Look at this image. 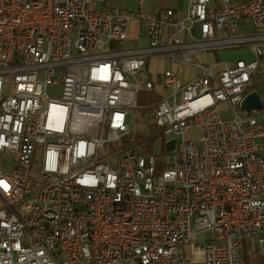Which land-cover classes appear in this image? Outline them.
<instances>
[{
	"label": "built area",
	"instance_id": "obj_1",
	"mask_svg": "<svg viewBox=\"0 0 264 264\" xmlns=\"http://www.w3.org/2000/svg\"><path fill=\"white\" fill-rule=\"evenodd\" d=\"M102 1L0 0V264H244L248 238L264 260V98L240 107L262 75L264 0H187L182 16ZM133 20L143 46L124 45ZM244 45L250 60L194 59ZM153 56L197 73L154 78ZM144 107L175 140L163 155L130 136Z\"/></svg>",
	"mask_w": 264,
	"mask_h": 264
},
{
	"label": "crops",
	"instance_id": "obj_2",
	"mask_svg": "<svg viewBox=\"0 0 264 264\" xmlns=\"http://www.w3.org/2000/svg\"><path fill=\"white\" fill-rule=\"evenodd\" d=\"M246 0H231L232 3H239ZM218 0H210L208 2L209 5L213 6L216 5ZM110 4H114L115 6H118L120 8H124L127 10L134 11L138 8L139 2L138 0H106L99 3L100 6H108ZM187 6V0H144V8L148 11H156L160 8H172L176 11L178 16H182L184 13V10ZM239 34H250L253 32L252 26L250 23L246 20H242L238 29ZM146 38L144 36L143 27L142 24L138 20L131 21L129 25L128 30V38L125 41L124 45L127 47L132 46H143L146 44ZM246 46V45H244ZM243 47V46H239ZM253 48V47H252ZM263 56H262V64L260 66V69L262 71L261 77L258 75L254 76V84L255 89L259 92L262 98H264V46H263ZM225 50V49H223ZM209 52H202L200 53L202 56V62H205L207 64L215 63L217 62L218 67H222L224 60H220L218 58V53H215L214 51ZM244 56H236L235 59L229 60L234 61L236 59H246L250 60L253 58V49L248 50L247 52H243ZM198 54V55H200ZM152 60H156L160 63L162 66V70L156 71L154 70H148L152 77H157L160 72H162L166 68H172L174 70H177L180 72L182 78L184 80L191 79L196 73L197 70L194 67H186V68H192L190 71L183 72V67H179L175 64H172L168 61L167 57L162 56H153L148 58L147 60V69L151 63ZM182 69V70H181ZM1 205V200H0ZM243 259L244 264H264V260L260 254V252L256 249L255 241L253 238H248L244 242L243 247Z\"/></svg>",
	"mask_w": 264,
	"mask_h": 264
},
{
	"label": "rangeland",
	"instance_id": "obj_3",
	"mask_svg": "<svg viewBox=\"0 0 264 264\" xmlns=\"http://www.w3.org/2000/svg\"><path fill=\"white\" fill-rule=\"evenodd\" d=\"M253 49L252 45H246L243 47H234V48H228L225 50H217L214 51L215 53H218V58L220 60L228 61L233 60L236 58V56H244L243 52H247L248 50ZM212 53V52H209ZM200 55H196L194 57L195 60L202 62V58ZM183 67V66H182ZM189 66L183 67V72L190 71L192 68H186ZM191 67V66H190ZM156 70V71H161L162 66L160 63L156 60H152L148 70ZM181 69V70H182ZM49 93L51 95H56L57 90L56 89H50ZM225 116H228V113L225 112ZM131 122L132 125L130 124ZM128 123H129V128H130V136L131 137H136L140 139L147 140L144 142V151L146 153H154V154H159L163 155L165 148L163 144V138L161 136L155 135L158 128L152 124V118L150 116V113L148 111H141V110H136V109H130L129 110V117H128ZM197 135L196 130L190 129L186 131L185 136L186 137H195ZM152 136V139L150 141L149 138ZM167 139V137L165 138ZM11 162L9 159H5L4 163L2 164L3 167H10Z\"/></svg>",
	"mask_w": 264,
	"mask_h": 264
},
{
	"label": "water",
	"instance_id": "obj_4",
	"mask_svg": "<svg viewBox=\"0 0 264 264\" xmlns=\"http://www.w3.org/2000/svg\"><path fill=\"white\" fill-rule=\"evenodd\" d=\"M262 106H263L262 97L256 89L246 93L240 102V107L242 109H249V108L261 109ZM174 142H175L174 139H170L169 141H167L165 143V149L172 150L174 147Z\"/></svg>",
	"mask_w": 264,
	"mask_h": 264
},
{
	"label": "trees",
	"instance_id": "obj_5",
	"mask_svg": "<svg viewBox=\"0 0 264 264\" xmlns=\"http://www.w3.org/2000/svg\"><path fill=\"white\" fill-rule=\"evenodd\" d=\"M158 98H159V96L155 95L153 93L139 92L137 94V102H138V104H140V105L145 104V106H146L147 103H149L151 101H156ZM138 110L148 111L149 112L150 107H144V108H140Z\"/></svg>",
	"mask_w": 264,
	"mask_h": 264
}]
</instances>
